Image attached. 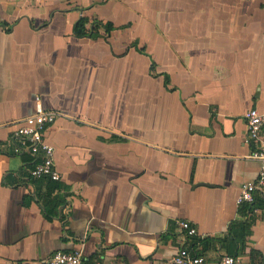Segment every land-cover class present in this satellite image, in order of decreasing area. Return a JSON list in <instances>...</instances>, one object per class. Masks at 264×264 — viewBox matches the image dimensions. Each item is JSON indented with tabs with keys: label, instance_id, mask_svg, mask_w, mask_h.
I'll return each instance as SVG.
<instances>
[{
	"label": "crops",
	"instance_id": "0c3cea01",
	"mask_svg": "<svg viewBox=\"0 0 264 264\" xmlns=\"http://www.w3.org/2000/svg\"><path fill=\"white\" fill-rule=\"evenodd\" d=\"M82 16L110 31L76 35ZM37 100L57 113L53 185L13 153ZM248 109L264 113V0H0V264H264V190L254 215L236 204L259 169Z\"/></svg>",
	"mask_w": 264,
	"mask_h": 264
},
{
	"label": "built area",
	"instance_id": "2783aa9c",
	"mask_svg": "<svg viewBox=\"0 0 264 264\" xmlns=\"http://www.w3.org/2000/svg\"><path fill=\"white\" fill-rule=\"evenodd\" d=\"M57 113L45 110L40 101H36L34 113L26 117L18 125L12 135L13 153L16 155L28 154L34 158L33 168L30 170L32 177L39 178L47 176L51 180H59L60 176L54 169V148L44 141L43 135L54 123ZM246 126L245 143L254 142L256 148L250 157L259 164L258 175L253 181L242 185L236 204H251L255 195L264 190V113L256 109H248L243 114ZM180 228L187 236H194L196 229L188 222L180 223ZM82 253L80 251L65 253L55 252L47 260L46 264H81ZM204 259L199 256L190 255L187 250L180 249L172 258V264H203ZM10 264H21L13 262ZM109 264H125L120 260ZM218 264H244L237 256L225 254L221 256Z\"/></svg>",
	"mask_w": 264,
	"mask_h": 264
},
{
	"label": "trees",
	"instance_id": "16d2710c",
	"mask_svg": "<svg viewBox=\"0 0 264 264\" xmlns=\"http://www.w3.org/2000/svg\"><path fill=\"white\" fill-rule=\"evenodd\" d=\"M101 27L104 28L107 33L110 31V28H111V27H109V25L102 24L101 22L97 21L96 19L88 20L86 17L82 16L74 26V33L80 37L95 38L99 35L98 32H99V29ZM22 155H28V154H22ZM31 159L33 162L32 163V168H33V165L35 162H34V158H31ZM30 176H31V174H30ZM32 178H35V177H32ZM35 179H45L48 181L49 184H52V185L56 184V182H57L55 180H51L47 176H42V177L35 178ZM256 195H255V199H254L253 203H251V204L244 203L243 208H241V212L243 214L248 212L249 214L254 215L255 211L259 208V201H263V200L257 198ZM235 224H236V222L231 224L230 228H232ZM243 228L245 229V231L247 233L248 228H249V223H244ZM230 232L231 231H229V233ZM193 256H197V255L193 254Z\"/></svg>",
	"mask_w": 264,
	"mask_h": 264
}]
</instances>
